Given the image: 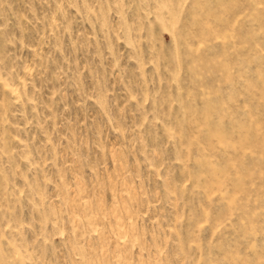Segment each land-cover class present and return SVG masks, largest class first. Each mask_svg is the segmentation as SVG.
I'll return each mask as SVG.
<instances>
[{"label":"rangeland","instance_id":"rangeland-1","mask_svg":"<svg viewBox=\"0 0 264 264\" xmlns=\"http://www.w3.org/2000/svg\"><path fill=\"white\" fill-rule=\"evenodd\" d=\"M0 264H264V0H0Z\"/></svg>","mask_w":264,"mask_h":264}]
</instances>
